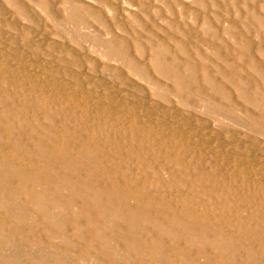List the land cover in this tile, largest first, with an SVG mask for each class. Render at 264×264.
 Masks as SVG:
<instances>
[{"label":"rangeland","instance_id":"374dc122","mask_svg":"<svg viewBox=\"0 0 264 264\" xmlns=\"http://www.w3.org/2000/svg\"><path fill=\"white\" fill-rule=\"evenodd\" d=\"M44 1L48 6L45 5ZM44 1L0 0V112L7 109L11 103L16 108L19 105V110H15V114L17 111L25 110L24 116L26 117L23 116L22 118L27 120L28 117V121L31 120V123L39 122L40 129L38 131H51L53 135L60 133L68 138L66 145L64 144L66 139L58 140L59 142L54 141L55 143L57 142L62 147H69L68 149L72 148L77 154L80 153V149H83L82 146L85 144L86 150H90L89 152L92 155L90 156L91 160L94 161L93 158L97 156H100L99 158L104 161L107 160L105 164H108L115 172V174L113 172V175L117 176L116 178L120 181L118 183L128 184L130 189H134L136 187L134 183L138 181L137 188L144 187V189L160 193V195L164 192L160 197L165 196V199L168 198V201H165L164 208L167 211L171 209V214L186 212L191 208L190 210L193 209L192 211L195 214L198 213L197 216L203 215L202 218L205 216L201 219L203 223L210 222L213 225L215 223V225L223 227L221 231L227 235L230 232V234L236 232V236L242 234V237L244 236L243 243L249 241L248 243L253 244L259 250L262 247L260 242L264 239V188L262 185L261 187L257 186L260 182L254 183V177H259L264 182V170L262 169L264 168V131L247 121L245 115V109L247 108L236 88L231 84H226L227 92L229 91V95H232L230 97L232 103L239 105V107H236L237 110L228 111L230 108L227 109V107H229L231 99H219L217 101L218 106L207 105L204 101H199L195 107L193 104L185 106L186 104L184 105L181 102L176 93L166 94L165 89H159V93L156 92L154 84L141 74L132 71V68L124 63L120 56H107L109 49L104 45H100L98 39L109 41L112 33L122 37L124 33L119 30L122 23L137 20L144 24V28L150 32L153 31L163 39L166 38L167 33L174 34L178 31L191 29L193 34L196 33L193 37H199L197 39L204 42L201 50L209 57L215 52V50L205 45L209 42V39H214L217 43H223L224 41L234 46L237 40L240 39L239 36H243L244 40H250L258 47L264 44V39L259 35L261 25L254 17L248 15L246 4L247 2H250L248 5L254 3L257 12H259L258 15L264 19V0H237L235 4L234 1L230 0L231 3L228 1L224 5L221 1H218V5H213L212 0H143V2L142 0H107L108 4L102 12H91L85 15L88 26H84V24L75 26L70 21L66 22L70 13L67 10L69 6L63 2L64 0ZM80 1L87 3L93 9L98 8L96 0ZM144 2H147L145 7L147 9L142 7ZM245 18H249L246 27L242 21ZM232 22H235L234 27H239L236 32L240 34H232ZM109 26H112L111 34L106 31ZM142 30L141 32H143ZM143 33L146 36V33ZM205 38L207 41H204ZM144 41L147 49L145 57H142L140 49L133 46L129 41L133 63L136 61V63L147 65L152 50L147 47L145 39L142 42ZM174 48L176 49V47ZM194 51L195 48L191 49V52ZM222 51L225 52L223 48ZM255 56L263 61L256 48ZM12 69L13 71L16 70V76L10 77ZM150 70L155 79L160 78V81H157L161 86L173 88L174 83L172 81L159 77L151 66ZM18 71H20V74ZM26 73L36 74L33 77H37L36 80L27 81L26 77H23V74ZM41 83L46 86L48 92L50 90L52 92H43ZM37 94L39 95L37 96ZM48 99L52 102L49 103L51 105L48 104L47 106L44 102H48ZM140 99H142V103L138 104L137 102ZM97 102L100 105L103 103V107L98 106L99 103ZM124 102L125 109L122 108L124 106H119ZM2 103L7 107H4ZM221 104L223 107L219 106ZM33 106H36L37 109ZM137 106L139 107L137 108ZM224 106L227 107L223 109ZM47 107L48 109H46ZM99 107H102V109L108 107L107 109L111 115H120L119 121L117 122L114 118L110 120L105 110L98 113ZM132 111L143 117L144 122H141V129H135L134 120L131 118ZM94 113H96V116L99 114L98 119H94ZM145 114L147 118L155 119L153 120L155 122L159 119L160 123L159 121V124L156 123L160 127L156 126L157 124H153L151 127H149L150 124L146 125ZM63 122L65 123L63 124ZM66 122L69 123V126ZM164 126L168 129L167 134L177 127L176 132L182 135L179 137L181 138L180 143L173 142L175 141L173 139L170 153L165 152V145H163L164 148L161 145H154L152 140L153 133H151V130L154 129V134L156 133L157 136V133L161 134V130L165 129ZM180 126L183 132H180V129L178 130ZM150 128L153 129L150 130ZM29 129L23 130L26 135H29L27 134L30 132ZM185 133L187 134L185 135ZM134 138L136 139L134 140ZM87 141L91 143L88 144ZM164 142L165 140H161L159 144ZM55 143L54 145H56ZM235 143L241 144L240 150L245 153L234 151L235 146L232 145ZM48 144L53 143L49 142ZM188 149H190V152ZM184 152L187 153L184 155L182 154ZM60 154L59 156L62 158L65 153ZM246 154L253 159L246 160ZM86 155L88 154L86 153ZM199 159L200 161H198ZM93 161H91V164L85 162L86 168L82 169V177L91 178L88 169L95 163ZM237 163L240 164V168L252 164L256 166L258 172L251 167L253 171H249L250 174L247 173L246 175L244 169H239V173L236 167ZM144 167L147 171L142 170ZM173 170L179 172H177L179 178H176V180L173 178ZM87 181L90 180L87 179ZM183 183H187V187L190 188H184ZM243 183L244 185H242ZM193 185L196 188L194 187L195 189L191 191ZM239 185L241 186L239 187ZM247 185L252 189L248 188ZM232 186L235 188L233 189ZM180 190L182 192L186 191L185 196H189L188 198H194L191 204H185L184 207L177 203L181 196L179 195ZM234 193L237 195H234ZM195 199H199L196 201L199 204L193 201ZM217 201L221 204L219 205ZM170 202H173L172 206ZM175 204H177L176 207ZM212 205H218L217 209ZM222 215L224 218L221 217ZM36 228H39V226H36ZM41 230L44 229L40 226L39 231ZM167 242L168 245L171 244V239L168 238ZM5 245L6 249L13 247V244L8 242ZM181 246L186 248L188 244L183 240L180 243V248ZM197 259L205 264L204 257L197 256ZM98 262L103 263V259Z\"/></svg>","mask_w":264,"mask_h":264},{"label":"bare ground","instance_id":"6f19581e","mask_svg":"<svg viewBox=\"0 0 264 264\" xmlns=\"http://www.w3.org/2000/svg\"><path fill=\"white\" fill-rule=\"evenodd\" d=\"M96 1L98 2V8L93 9L80 0H64L63 2L69 6L67 10L70 13L66 22L70 21L75 26L80 24L87 25L88 22L86 23L85 21L87 19V17L85 19V15L91 12H102L108 4L107 0ZM218 1H221L224 5L230 0H212L213 5H218ZM231 1H234L235 4L237 0ZM248 3L250 2L246 4L247 13L261 25L259 35L264 39V19L258 15L259 12H257L254 3H251V5H248ZM45 5L48 6L46 2ZM146 6L147 2L142 3L143 8ZM243 17L242 19H244ZM242 21L246 27L249 23V18H245ZM231 26L232 34H240L236 32L239 27H234L235 22ZM143 28L144 24L137 20H131L130 22L122 23L119 28L124 33L122 37L112 33L109 41L98 39V42L109 49L107 56H120L121 60L132 68V71L150 80L154 84L156 92L160 91L159 89H165L164 92L166 94L176 93L180 97L181 102L184 105L186 104L185 106L193 104L195 107L199 101H204L207 105L218 106L217 101L219 99H231L232 95L230 96L229 91L227 92L226 84L233 85L246 105L245 115L247 121L264 131V44L256 47L253 42L250 40L246 41L243 36L239 35L240 39L237 40L234 46L224 41L223 43H217L214 39V41L209 39V42L205 43V45L215 50L214 54L209 57L201 50L204 42L197 39L199 37H193L196 33L193 34L191 29L178 31L174 34L167 33L166 38L163 39L153 33V31L150 32L146 28L142 30ZM141 30L146 33V36ZM106 31L111 34L112 26H109ZM205 37L207 38V36ZM144 39L148 45L147 47L152 50V55L149 57L147 65L136 63V61L133 63L131 61L129 41L133 46L140 49L142 57H145L147 49L144 45L145 41L142 42ZM207 39L204 41H207ZM193 48H195V51L191 52ZM222 48L225 52L222 51ZM255 48L260 53L263 61H260L255 56ZM234 54L236 55L232 56ZM150 66L159 77L172 81L174 83L173 88L161 86L159 83L160 78L155 79L153 77ZM18 72L20 74V71ZM13 75L16 76V70L13 71L12 69L10 77ZM35 75L26 73L23 74V77H26L27 81H34L37 78H33ZM23 84L25 85L24 81ZM41 90L47 93L52 92L51 90L48 92L44 84H42ZM141 100H138L137 103H142ZM47 101L43 102L48 106L52 101L49 99ZM12 104H9L11 105L9 106L7 102L8 107L4 104L7 109H3L0 112V157H2L0 158V264H203L204 262H199L197 256L204 257L205 264H264L263 238L260 242L262 247L257 250L253 244L248 243L249 241L243 243L244 236L242 237L241 233V235L237 236L235 235L236 232L230 234L231 229L228 231L230 235H227L221 231L223 227L221 228L215 223L214 225L210 222L203 223L201 219L205 216L203 218V215L197 216L198 213L195 214L192 211L193 209L190 210L191 208L186 212H180L179 210L180 213L171 214V209L167 211L164 208L165 201H168V198L165 199V196L163 198L160 197L164 192L160 195V193L149 191L146 188L144 189V187L137 188L138 181L134 183V186H136L134 189H130L128 184L118 183L120 181L116 178L117 176L113 175L114 171L108 164H105L107 160L104 161L99 158L100 156L93 158L94 161L91 160L90 156L92 155L89 152L90 150H86L85 144H83V149H80L78 154L72 148L68 149L69 147L60 146L57 142L66 139L65 144L68 140L65 135L60 133L53 135L51 131L48 132L47 130L45 132L38 131L40 129L39 122L31 123V120L28 121V117L27 120L22 118L25 115V110L17 111L15 114V110H19V105L17 103L18 106L16 108ZM102 104L100 105L99 103L97 105L102 106ZM119 106L126 108L125 102ZM219 106L223 107L222 104ZM33 107L36 108V106ZM102 107H99L98 113L101 110H105L110 120L114 118L117 122L119 121L120 115H111L107 109L109 106L106 109H102ZM226 107L224 106L223 109ZM236 107H239V105L232 103L231 99L229 107H227V109L230 108L228 111L237 110L238 108ZM132 112L131 118L134 120L135 129H141V122H144L143 117H140L139 113L138 115L135 114V111ZM94 116L96 117L94 119H98L96 113H94ZM144 116L147 122L145 124H150L149 127L153 124L156 125L158 121L160 123L159 119L156 123L153 121L155 119L147 118L146 114ZM156 117L158 116L156 115ZM159 118L161 119V117ZM158 124L156 126H159ZM25 128H30V132L27 133L29 135H26V132L24 133ZM178 130L182 131L181 126ZM154 131V129L151 130L154 145H161L162 147L165 145L166 151L165 149L164 151L166 153H170L173 139H175L173 142L180 143L181 138L179 137L182 135L176 132L177 129L173 133L172 131L169 132L171 135L167 134V128L161 130V134L157 133V136ZM161 140H165V142L159 144ZM54 141L57 142L55 143ZM49 142L53 144H48ZM232 146H235L234 151L245 153L240 150L241 144L235 143ZM58 153L65 154H62L61 158ZM186 153L182 154L185 155ZM246 157V160L253 159L248 157L247 154ZM91 161L95 162L92 167L89 168L87 166L91 178L82 177V169L85 167V162H90L91 164ZM239 165V163L236 164L238 171L239 169H244L243 171L244 173L246 172V175L247 173L250 174L249 171L258 172L256 166L252 164L245 168H240L241 166ZM207 167L205 168L207 169ZM251 167L253 170H251ZM144 169L146 170L145 167L142 168V170ZM262 169L264 170V168ZM213 170L211 169L212 172ZM177 172L178 170H173V178L175 180L179 178L177 177ZM244 173L242 174L244 175ZM258 178L254 177V183L260 182L257 186L261 187L262 185L264 188V182H262L261 178ZM87 179L90 181H87ZM183 185L184 188H190L187 187V183H183ZM200 186L201 188L203 187L202 184ZM194 187L193 185L190 190L193 191L196 188ZM232 188L234 189L235 187L232 186ZM248 188L252 189V187ZM185 192L180 190L179 195L181 196L179 197L178 195L179 199L177 200V203L184 207L185 204H191L192 199H194L185 196ZM198 200L195 199L193 201L196 202ZM259 201L261 200L259 199ZM172 204L173 202L171 206ZM218 204L220 205L221 202ZM217 206L214 207L216 208ZM201 207L203 206L201 205ZM208 217L210 218V216ZM36 226H39V228H36ZM40 226L43 227V231H39ZM168 238L171 239V244L169 245L167 244ZM183 240L188 244L186 248H183V246L180 248V243ZM7 242L13 244V247L6 249L5 244ZM102 259L103 263H99L98 261Z\"/></svg>","mask_w":264,"mask_h":264}]
</instances>
